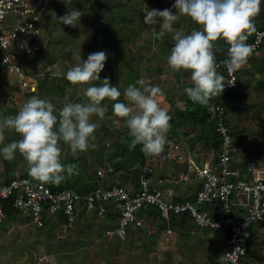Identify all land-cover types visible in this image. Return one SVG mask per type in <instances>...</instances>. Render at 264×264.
Instances as JSON below:
<instances>
[{"label":"rangeland","instance_id":"374dc122","mask_svg":"<svg viewBox=\"0 0 264 264\" xmlns=\"http://www.w3.org/2000/svg\"><path fill=\"white\" fill-rule=\"evenodd\" d=\"M261 3L263 5L264 0ZM172 4H175V0H52L47 16L44 19L41 40L45 43V50L48 49L47 47L50 43L54 44L52 46L53 51L49 53V57H55L60 62L55 65L53 72H56L58 76L62 72H66L75 63L72 59L74 53H80L81 51L82 59L86 60L89 54L104 51L107 53V60L103 71L100 73L102 80L109 78L110 83L113 86H117L123 92L129 84L135 83V81L142 77L145 78L153 85L161 88L162 95L157 98V101L172 117V109L175 106H181V103L184 102V98L187 96L184 89L192 86L191 74L183 70L173 71L166 63V58L173 47L171 45H174L172 39L174 33L165 32L163 37L157 38L152 28L143 23L145 18L144 13L148 9L162 11L170 8ZM73 9H79L84 13L79 22H77V25L75 27L61 25L56 17L62 16L67 11L70 12ZM262 9L264 11V6H262ZM118 11L125 13V16ZM128 12L130 13L128 14ZM175 12L172 13L176 15L177 11ZM254 19L261 21V13ZM111 21L114 24L110 23ZM162 23L163 21L158 19L157 24L152 27L156 31H159ZM173 28L187 34L190 32V29H199L200 26L187 16H178V19L173 23ZM165 41L168 44H165ZM223 41V39L215 41L213 49L219 48ZM251 55H249L248 59ZM259 56L260 58H257L261 65L258 68L259 70L256 68L254 74L252 73L249 76L242 73L241 70L239 73L240 92L242 94L246 93L243 98L247 96V93L250 96L239 101L241 109L233 110L230 108L228 110L229 125L232 126L236 134V139L234 140L237 143L240 137L247 138L250 140L247 144L252 146L264 143V68L262 69L264 67V44ZM41 57L44 56H42L40 51L30 57H23L22 65L25 67V71L41 75L43 71L40 67ZM47 68L48 66H46ZM14 84L19 85L16 75L0 69V86ZM79 86L87 87V85ZM79 86H71L72 92L68 95L69 102H83L84 98L82 95H79L82 98H80V101L77 100L79 96L76 97L78 95L76 94V89ZM69 87L67 86L63 90V95L60 93V95L55 96L49 90L43 89V82H41L38 84V89L41 88V90L37 91L36 94H26L25 97L27 98L25 99L20 98L18 94H13V92L9 94L10 99L4 98L6 96H0V103L6 101L9 104L11 101V103L17 105L11 110L10 107L0 106V118L5 114L4 117H6L10 112L12 116H15L22 104L32 97V95L49 100L59 109L65 102L66 89ZM10 88L13 91L17 90V92H21L20 86L19 88ZM121 100H123V96ZM104 103L109 105V111L106 113L105 120L101 122V126L96 130L94 143L97 147L95 150L89 149L86 152L77 153L73 156L67 146L61 145L62 163L77 166L78 174L67 178L70 181H67L66 184H64L65 180L60 184H51L52 186H64L80 193H86L99 186H96V180H94L97 178L98 170L102 168L111 169L110 167L114 165V159H117L118 152L123 150L121 149V145L126 144L128 148L130 147L131 137L128 135L129 130L126 122L113 116L111 111L112 102L105 101ZM18 106L19 108H17ZM6 109L7 112L5 113ZM185 131L186 135H190H185V137L181 134L182 138L185 137L190 145L194 147L192 143L197 144L198 140L191 141L194 139L192 136L194 137L195 135L190 133V128L187 127ZM199 134L200 132L197 131L196 136ZM19 139L21 137L14 131L5 132V144L18 141ZM195 147L197 146L195 145ZM125 152L129 156L131 155L128 150ZM6 162L7 160L0 156V178H7L10 175L3 172ZM9 165L14 167V169H11L13 171L28 174L27 163L18 152L15 158L9 161ZM126 176L131 178L132 173H126ZM117 177L118 175L113 177L112 183L125 186V183H118L116 181ZM147 208L152 210V213L154 212L153 216L157 215L156 209H151L152 207H146L145 209ZM55 217L50 222V227L56 221H59V218L55 220ZM95 218L94 216H90L91 224H95L96 222L100 224V228H105L106 222H108L107 216H102V223L96 221L97 219ZM155 222H159L160 224L162 218L153 221V223ZM162 225L164 227L166 223ZM56 229L51 231L49 227L43 230L38 229L31 224L29 219L22 215L19 218L15 217L14 220L6 217L0 225V264H194L191 258V251L177 248L176 250L173 249V252H170V248L167 247H170L172 240L169 237L161 238L160 236L155 241L147 238L146 241L140 242L142 244L140 246H135L132 243L133 239L120 242L117 237H114L111 243L108 238L104 237L101 239L103 245L99 247V249H103L102 256H99L98 254L100 253H95V251L98 252V249H96L97 245L92 240L88 241L83 231L75 230L74 233L78 237L66 242L64 239L58 238L59 236H56L54 239V234L50 232H57L58 228L56 227ZM131 231L137 232L133 234L134 237L135 235L142 236L143 238L147 237V234H144L137 227H130L128 233L130 234ZM204 231V234L207 233L206 230ZM84 232L85 234L88 233L86 230ZM185 235L182 238L184 243L191 242L190 245L197 243L193 235ZM176 239L178 240V238ZM252 240L253 238L249 241L248 246ZM41 243L42 247L39 246ZM105 245L108 248L104 250ZM199 245L198 248L202 251L203 258L206 261L210 260L211 263L219 261L220 257L218 258V256L223 249L222 246L219 249L213 243L210 246H205V242H201ZM200 247L203 248L201 249ZM218 250L220 252H216ZM41 254H47L50 260L45 259L47 260L46 262L39 261ZM246 260L247 262L252 261V257L249 255L246 257Z\"/></svg>","mask_w":264,"mask_h":264},{"label":"built area","instance_id":"2783aa9c","mask_svg":"<svg viewBox=\"0 0 264 264\" xmlns=\"http://www.w3.org/2000/svg\"><path fill=\"white\" fill-rule=\"evenodd\" d=\"M51 1L0 0V69L16 75L24 94L38 91L40 75L25 71L22 58L40 50L33 40L42 35ZM247 44L251 46L250 54L257 53L264 44V28L255 30ZM225 60L216 63L217 69L224 68V87L237 89L238 70L229 72ZM211 111L219 116L224 113L222 106L212 107ZM216 131L220 139L216 154L208 156L206 151H201L197 158L199 150L190 149L182 140L170 139L158 156L144 155V161L137 165V189L114 184L80 193L71 188H53L31 176L15 173L9 181L0 180V225L6 218V201H11L14 208L39 228L45 226V214L58 215L62 221L56 223L68 229L83 212L104 216L115 206L119 218L106 230V235L127 241L128 229L144 224L140 212L152 207L165 217L189 214L199 226L212 232L225 231L227 248L219 261L211 264H261L254 259L246 263L243 260L248 256L253 227L264 224V163L254 159L247 161L242 169L235 168L233 136L221 119ZM169 161L186 165V173L180 174L174 184L187 183L191 176L200 182L195 199L179 200L175 188L164 187L165 180L154 174V167ZM105 175V171L98 170L99 177ZM166 233L171 235L173 230L169 228ZM46 258V254H41L39 259Z\"/></svg>","mask_w":264,"mask_h":264},{"label":"clouds","instance_id":"9594fccd","mask_svg":"<svg viewBox=\"0 0 264 264\" xmlns=\"http://www.w3.org/2000/svg\"><path fill=\"white\" fill-rule=\"evenodd\" d=\"M173 7L176 15L170 9H148L143 23L152 28L157 38L165 32L174 33V45L166 63L173 71L190 72L192 86L185 88V93L193 103L207 105L225 90L224 76L217 72L214 42L223 39L229 45L228 58L223 61L229 72L246 64L251 53L246 41L255 30L254 18L262 11L261 0H175ZM83 15L79 9H73L56 19L61 25L75 27ZM178 16L189 17L200 26L199 30L193 29L190 34L174 30L173 23ZM158 19L163 23L156 31L152 26ZM72 59L75 63L64 72V78L70 85H87L79 88L83 102L68 101L71 87L66 89L65 102L59 109L47 99L32 96L15 116L0 118V156L10 161L18 152L25 159L31 177L42 183L60 184L78 174L77 166L62 163L61 145L67 146L73 156L95 150L96 130L109 111L105 101L112 102L113 116L126 122L130 148L139 145L147 156L161 154L168 143L172 119L157 101L162 95L161 88L142 77L121 92L109 78L101 80L100 73L107 60L104 51L91 53L86 60L80 51ZM6 131H14L21 139L5 144ZM10 178L11 174L0 180Z\"/></svg>","mask_w":264,"mask_h":264},{"label":"crops","instance_id":"0c3cea01","mask_svg":"<svg viewBox=\"0 0 264 264\" xmlns=\"http://www.w3.org/2000/svg\"><path fill=\"white\" fill-rule=\"evenodd\" d=\"M261 2H262V0H261ZM262 6H264V4ZM168 9H170L172 12L176 11V9L173 7V4ZM256 19H258V18H256ZM253 23H254L255 29L257 27H261L262 25H264V11H263V9L261 11V21L254 19ZM248 37H250V36L248 35ZM260 51H261V49L257 53L251 55V57L249 59H247V63L244 64L240 68L242 73L249 76L252 73L254 74V70L256 68L258 69L261 66L259 60L257 59V58H260V56H259ZM263 68L264 67H262V69ZM39 81H40V79H39ZM10 87H18L19 88V85L14 84V85L0 86V88H1L0 96H6L4 98L10 99L9 94L13 92V94H16V95L18 94L20 96V98H22V99L27 98V97H25L26 94H24L22 92H17V90L13 91ZM247 95L250 96L249 93H247ZM262 95H263V93H262ZM32 96H34V95H32ZM259 98H261V97L259 96ZM0 106H6V108L10 107V110H11V109H13V107H15L17 105L15 103H11V101L9 104H8V102L5 101V102H1ZM17 108H19V106ZM6 112H7V109L5 110V113ZM194 137H199V136H194ZM178 139L186 142L188 144V147H190V149H192V150L195 149L194 151L199 150V151H197L198 152L196 155L197 158L200 155L201 151H206L207 155L210 156L212 154H216L217 149H218L214 146L201 148L199 144L192 143L194 147H195V145L197 146L194 148L190 145V143L188 142V140L185 137L182 138V136L179 135ZM178 139H176V140H178ZM234 139H236L235 135H234ZM249 141H250L249 139H247V138L244 139L241 137L239 139V142L237 141V143H236V140H234V142H233V166L235 168L242 169L244 167V164L247 161L254 160V159L259 160L260 162L264 163V143L262 145L256 144L255 146H252V145L247 144V142H249ZM5 165L6 166L3 167V172L8 173V174H12V173L16 172V171L11 170L12 168L14 169V167H11L9 165V162L6 163ZM5 167H6V169H5ZM102 169L106 171V175L103 178L97 177L96 179H94V180H96V186L97 185H100V186L114 185L112 183L113 182L112 179H113V177H116L118 175V177L116 178L117 179L116 181H118V183H125V186L132 188V189L138 188L137 179H135V176H131V178L126 176V178L124 179L123 176L121 175L123 173L121 171H119L116 173L115 176L111 177L110 173L108 172L107 169H105V168H102ZM153 171H154V174L158 178H162L165 180L164 187L172 186L175 188V190L179 196V200H193V199H195V193L200 188L201 184H200V182L196 181L193 178V176H191V180L187 183H180L178 185L174 184V181L178 179L180 174L186 173V165L185 164L177 163L175 161H169L166 163H162V164L158 165L157 167H154ZM119 175H121V176L119 177ZM151 209H153V208H151ZM151 211L152 210L147 208V209H144L140 212V215L143 218L144 224L139 229H141V231L144 232V234H147L146 235L147 237L143 238L142 236L140 237V236H136V235L134 237L133 234L137 233V232H132V231L128 235L127 241L130 239H133L132 243H134L135 246H140L142 241H146L147 238L155 241V239L157 240L160 236H161V238L169 237L172 240V242H171L172 244L170 245V247H167V248H170V252L173 249L176 250L177 248H180L181 250L187 249V250L191 251V254H192L191 258L193 259L194 264L211 263L210 260L206 261L203 258L202 251L199 250V248H198V246H200L199 244H201V242H205V246H208V245L210 246L213 243L214 245L218 246V249L220 246H222L223 249L221 250V252L219 250L216 251V252H220L218 258L221 257L223 252L226 250L228 234L225 231L212 232L211 230H209L206 227H202V226L197 225V223H195L193 218L190 217L188 214H187V216H184L185 220H183L182 217L177 218V217H173L172 215H169L168 217L162 216V214L159 211H157L158 213L155 212V213H157L156 216H153L152 214L154 212L152 213ZM90 216L96 217L95 218V219H97L96 221H99L100 223H102L101 222L102 216L97 215L95 212L87 213V214L83 212L80 215L79 219L77 220L75 226L71 229H63L57 223H54L52 225V227H50V223L47 224L45 222V226L42 228L35 226L33 223H31V224L34 227H36L38 229H42V230L44 228L49 227L50 231L55 230L57 227L60 235L58 234V231L57 232L53 231L50 233L54 234V239L56 238V236H59L58 238H62L66 242L68 240H70V241L74 240L75 237H78V235H75V233H74L75 230H81V231H83V233L86 237L84 235H81V236L88 238L87 239L88 241L89 240L90 241L92 240V242L94 241V244L97 245L96 249H98V252L95 251V253H100L98 255L102 256L101 253H102L103 249L102 248L99 249V247H101L103 245L101 239L104 237L108 238L109 242L112 243L113 238L108 237L106 235V230L111 228V226L118 221L119 209L118 208L116 209L115 206H111L110 213L104 215V216H107V219H108V222H106L105 228H100L99 227L100 224H97L96 222H95V224H91ZM23 217H25V216H23ZM98 217H100V218H98ZM160 218H162V222L160 224H159V222L153 223L154 220H159ZM11 220H14V218ZM165 223H166V226L163 227L162 224L165 225ZM169 228L173 230V233L171 235H167V233H166L167 229H169ZM82 229L86 230L88 233L85 234L84 230H82ZM204 230H206L207 233L204 234V232H205ZM252 232H253V236H252L253 240H252L251 244L248 246V248H249L248 256L250 255V257H252V260L257 259L262 264H264V224L256 225L255 227H253ZM152 234H154V235H152ZM185 234L189 235V236L193 235L194 239L197 240V243H194L193 245H190L191 242H189L187 244L184 243L182 238ZM176 238H178V240ZM92 242H89V243H92ZM120 242H121V240H120ZM41 245H42V243L39 246L42 247L43 245L42 246ZM105 246H104V250L108 248L107 246L106 247ZM200 248L202 249L203 247H200ZM103 254H104V252H103ZM46 256H47L46 259L50 260V259H48L47 254H46ZM47 260H42V261L39 260V261L46 262ZM202 260H203V262H202ZM243 261L246 263L247 262L246 258ZM215 262L216 261H214V263Z\"/></svg>","mask_w":264,"mask_h":264},{"label":"trees","instance_id":"16d2710c","mask_svg":"<svg viewBox=\"0 0 264 264\" xmlns=\"http://www.w3.org/2000/svg\"><path fill=\"white\" fill-rule=\"evenodd\" d=\"M114 12H116V11H114ZM118 12H120V11H118ZM120 13H123V12H120ZM129 13L130 12H128V14ZM123 15L125 16V13H123ZM112 17H114V16H112ZM126 20L129 21L128 19H126ZM110 23L114 24L113 21H111ZM108 27L111 28L110 26H108ZM259 28H264V25H262L261 27H257L255 30H257ZM192 30L193 29H190V32H188L187 34H190ZM197 30H199V29H197ZM255 30L252 32L251 35H249L250 37H248L246 43H248L252 39ZM33 43L37 44L40 47V52L42 53V56H44V57H41L40 67H41V69H43V71L41 72L42 75H40V77H39V79L41 80V81H39V83L43 82V89L49 90V92L52 95L56 96V95H60V93H62V95H63V90L67 86L73 87L74 85H70L69 82L64 78V72H62L61 75H59V76L57 75L56 72H53V70H54L53 68L55 67V65L60 62L59 59H56L55 57H51V56L49 57V53H51V51H53L52 46L54 44L50 43L47 47L48 49L45 50V43L42 42L41 36L36 37L33 40ZM165 44H168V42L165 41ZM43 45H44V47H43ZM171 46H173V45H171ZM228 48H229V45L225 41H223V43L220 45L219 48L213 49L214 55L216 58V63L221 59H227L228 58ZM253 54H255V53H253ZM46 66H48L47 69H46ZM223 70H224V68H218L217 72H218V74H221L224 76V85H225L226 75L224 74ZM136 72L138 73L137 70H136ZM237 73H238L237 89L225 88V90L223 91V93L221 95L218 94L217 96L213 97L207 105H200L199 103H193L188 98V96H186L184 98V102L181 103V106H178V107L175 106L171 112V115H172V119L170 121L171 127H170L169 132L167 133V140L168 141L170 139L176 140L179 138V135H181V134H183L185 136L186 135L185 129L188 127V128H190L191 134H195L197 131L200 132V134L197 135L199 137H193L192 136V138H194L191 140L192 142L197 139L199 142L197 144H199L201 148L202 147L203 148L204 147H211V146L219 148V145H220L219 140L220 139H219V136H218L216 130H217L218 121L220 119L227 126L229 134H231L233 136V140H234V135L236 136V134H235L232 126L229 125L230 121L228 119V117H229L228 110L230 108L233 110H236L238 108L241 109L239 101L248 97V95H247L245 98H243V96H245L246 93L242 94V92H240V89H239L240 88V80H239L240 69H238ZM131 75H132V72H131ZM75 86H77V85H75ZM79 88H81V87L79 86L76 89L77 90L76 94H78L76 97H78L80 95L78 92ZM40 90H41V88H39L38 91H40ZM80 98H81V96H79L77 98V100L80 101L82 99V98L81 99ZM218 106H222L224 109V113L221 116H219L218 113L213 114L211 111L212 107L216 108ZM12 111H14V110H12ZM5 115H2V117H4ZM7 116H12V114L11 113L7 114ZM188 135H186V136H188ZM195 136H196V134H195ZM212 136H213V138H212ZM121 147H122L121 149H123V150L121 152L120 151L118 152V155L116 157L117 159L116 160L114 159V165L112 167H110L112 169V171H111V169H109L108 172L110 173V176L113 177L114 175H116L117 172L121 171L123 173L121 175L123 176L124 179L126 178V173L131 172L132 176H135V179H137V176L139 173L137 165L144 161V155L145 154L141 151V147L139 145L134 147V148H130V147L128 148V146L126 144L125 145L123 144V145H121ZM126 150H128L131 153L130 156L126 154V152H125ZM8 162L9 161L7 160L6 163H8ZM67 181H70V180L66 179V182H64V184H66ZM50 185H51V183H50ZM52 187L53 188L61 187L60 189L65 188L64 186H59V187L52 186ZM4 208L6 211V217H9L10 219L15 218V217L19 218L22 215V212L19 209H16L12 206L11 201L4 202ZM202 209H205V208L203 207ZM215 209H217V207H215ZM172 216L177 217V218L182 217L183 220H185L184 216H187V214H183V215H179V216L178 215H172ZM189 216L192 217L191 215H189ZM54 217H55V215L54 216H46V214H45V222L47 224H49L52 220H54ZM56 218H59L58 215H56L55 220H56ZM193 220H194V218H193ZM59 221H62V218H59ZM248 253H249V248H248Z\"/></svg>","mask_w":264,"mask_h":264}]
</instances>
